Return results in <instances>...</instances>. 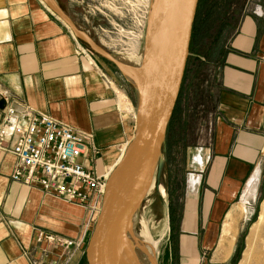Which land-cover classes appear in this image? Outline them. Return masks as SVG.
I'll return each mask as SVG.
<instances>
[{
	"label": "crops",
	"instance_id": "obj_1",
	"mask_svg": "<svg viewBox=\"0 0 264 264\" xmlns=\"http://www.w3.org/2000/svg\"><path fill=\"white\" fill-rule=\"evenodd\" d=\"M55 2L73 19L67 5ZM77 37L46 0H0V100L21 119L47 114L92 134V159L85 165L103 174L132 139L137 113L121 109L104 78L119 84L112 69ZM230 48L208 143L194 156L196 173L190 174L180 223V243H200L203 252L225 239L234 243L228 232L247 210L264 157V0L247 1ZM14 142L0 149V264H80L93 222L85 209L11 179L18 163ZM38 230L83 239L82 247L66 261L61 249L35 242Z\"/></svg>",
	"mask_w": 264,
	"mask_h": 264
},
{
	"label": "rangeland",
	"instance_id": "obj_2",
	"mask_svg": "<svg viewBox=\"0 0 264 264\" xmlns=\"http://www.w3.org/2000/svg\"><path fill=\"white\" fill-rule=\"evenodd\" d=\"M59 1L69 8L73 18L70 19L76 29L95 44L93 46L77 37L80 45L92 57L96 56L106 63L118 79L117 85L109 75L104 77L109 87L116 92L121 109L123 111L134 109L137 113L139 102L137 81L135 77L127 74L123 66L136 69L146 61L152 48L150 40L157 29L160 13L167 4L165 0ZM247 1L211 0L210 11L213 17L218 19L215 27L203 41L197 38L199 35L197 30L195 35L192 32L193 47L188 57L176 115L169 133L171 137L169 139L172 141L171 152L169 153L166 139L151 187L153 193L149 191L135 212L133 228L126 234L131 244H135L137 240L143 241L148 233L149 238L159 240L155 255L158 264H240L252 226L258 222L260 215L264 214L263 157L255 194L249 197L247 210L241 211L238 227L230 229L228 233L230 238L235 236L229 257L217 258L218 243L211 246L210 250L204 251L207 253L201 250L200 243L187 245L188 247L180 243L182 235L180 223L189 178L191 173H196L194 156L197 158L208 143V134L214 121L220 91L221 68L231 50V39L246 14ZM205 4L202 3L201 7L203 8ZM155 8V15L152 18ZM219 26H223L222 31H218ZM218 37L217 46H213L214 40ZM117 91L131 103L123 102ZM161 188L165 189V194H161ZM261 227H264V222ZM122 245L126 247V243L120 247ZM188 248L190 249L186 250ZM187 255L191 256L189 261ZM138 257L143 264V256L138 254ZM80 264H87L86 256L85 261H81Z\"/></svg>",
	"mask_w": 264,
	"mask_h": 264
},
{
	"label": "water",
	"instance_id": "obj_3",
	"mask_svg": "<svg viewBox=\"0 0 264 264\" xmlns=\"http://www.w3.org/2000/svg\"><path fill=\"white\" fill-rule=\"evenodd\" d=\"M46 1L78 37L95 46L76 29L55 0ZM198 4L199 0H168L160 13L156 29L158 54L136 80L139 102L133 138L107 179L101 210L86 246L87 264H117L127 221L153 184L182 88ZM5 107L1 99L0 111Z\"/></svg>",
	"mask_w": 264,
	"mask_h": 264
},
{
	"label": "built area",
	"instance_id": "obj_4",
	"mask_svg": "<svg viewBox=\"0 0 264 264\" xmlns=\"http://www.w3.org/2000/svg\"><path fill=\"white\" fill-rule=\"evenodd\" d=\"M0 112V149L8 148L9 140L15 138L12 153L18 163L11 179L85 209L94 225L108 178L85 165L92 159L88 144L93 143V135L76 132L47 114L27 113L21 119L13 108ZM35 242L61 249L68 261L83 239L38 230Z\"/></svg>",
	"mask_w": 264,
	"mask_h": 264
},
{
	"label": "bare ground",
	"instance_id": "obj_5",
	"mask_svg": "<svg viewBox=\"0 0 264 264\" xmlns=\"http://www.w3.org/2000/svg\"><path fill=\"white\" fill-rule=\"evenodd\" d=\"M167 1L168 0H165L166 3H167ZM156 8H155V10L152 13L153 14L152 18L155 15ZM150 29H151V27H150ZM150 42L152 43V48H150V52H149V54L146 57V61L144 62V64L140 68L133 69L132 67L123 66V68L125 69L127 74L129 76H133V78L135 77L136 80H138L140 78L142 72L146 68L145 65L147 63H150L151 60L153 61L157 57L156 56L158 54L157 53V50H158L157 46L159 47V41L156 40V31L154 32L153 37L151 38ZM155 47H156V50H155ZM117 92L120 95V97H121L120 99L123 102L131 103V102H129V100L121 92H119V91H117ZM127 145L125 146L122 155L114 162V164L112 166V169L110 171L106 172L107 178L109 177L111 172L115 169V167L121 161V158H122V156H123V154H124V152H125V150L127 148ZM257 175H259V174H257ZM257 181H258V179H254L253 182H251V183H253L252 184L253 186L250 187V189H249V186L247 187V189H249V191H250L248 193L255 194V186L257 184ZM150 190H151V188H150ZM151 192H152V190H151ZM160 192H161V194H165V189L161 188ZM262 209H263V207H262ZM135 212L133 213L131 218L127 221V224H126V227H125V231L126 230L129 231L130 229L133 228V225H134L133 217H134ZM263 222H264V214L262 213L260 215V218H259L258 222L254 226H252L251 232H250V234H249V236L247 238L246 249H245V251L243 253V258H242L240 264H264V227H261ZM227 232L228 231L226 230V233ZM224 233H225V231H224ZM226 236H227V234H226ZM226 240L227 239H225V241H222L221 243H219L218 251H217L218 259L219 258L220 259H224V258L227 259V257L230 254V251L232 249L233 243L231 241H226ZM159 242H160L159 240L158 241H154L153 239L149 238V233L144 237L143 241L137 240V242H135V244H131V241L129 242L126 237L121 235V244H125L126 243V247L124 245H122L119 248V252H118V255H117L119 261L117 262V264H141L140 260H139V257H138V254L140 256H143V258H144L143 264H158V261H157L155 255L157 253V248H158Z\"/></svg>",
	"mask_w": 264,
	"mask_h": 264
},
{
	"label": "trees",
	"instance_id": "obj_6",
	"mask_svg": "<svg viewBox=\"0 0 264 264\" xmlns=\"http://www.w3.org/2000/svg\"><path fill=\"white\" fill-rule=\"evenodd\" d=\"M210 1L211 0H199L197 14H196L195 22H194L193 34L195 35V31L197 30V32L199 33L197 38H199V39L201 38L202 41L205 40V38L209 37V31H211L213 29V27H215V23L218 20L216 17H213L212 12L210 11V7H211L209 5ZM202 3H206L203 6V8L201 7ZM222 28H223V26H219L218 31H220V30L222 31L223 30ZM193 34H192V39L194 38ZM200 35H201V37H200ZM195 38H196V36H195ZM218 39H219V37L217 38V40H214V42L212 44L213 46H217ZM199 44H201V43H199ZM192 47H193V43H191V46H190L191 51H192ZM185 73H186V71H185ZM184 77H185V75H184ZM176 106H177V104H176ZM175 115H176V107L174 109L171 121L169 123L168 131H167V137H166L167 142H168L167 144L169 147V153L171 152L170 149H171V145H172V143H171L172 141L169 139V138H171L169 136V133H170V129H171L172 122H173Z\"/></svg>",
	"mask_w": 264,
	"mask_h": 264
}]
</instances>
